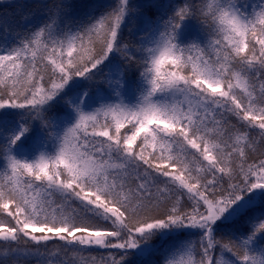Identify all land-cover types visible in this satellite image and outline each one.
Instances as JSON below:
<instances>
[{
    "label": "snow or ice",
    "instance_id": "6c2138e0",
    "mask_svg": "<svg viewBox=\"0 0 264 264\" xmlns=\"http://www.w3.org/2000/svg\"><path fill=\"white\" fill-rule=\"evenodd\" d=\"M72 7L0 29L14 264H264V2Z\"/></svg>",
    "mask_w": 264,
    "mask_h": 264
},
{
    "label": "trees",
    "instance_id": "16d2710c",
    "mask_svg": "<svg viewBox=\"0 0 264 264\" xmlns=\"http://www.w3.org/2000/svg\"><path fill=\"white\" fill-rule=\"evenodd\" d=\"M61 0H22V1H6V2H0V29H3L4 25H7L9 29H14L16 31H21L23 27L25 26V17L31 18V14L37 11V4H43V5H54L57 3H60ZM64 3L71 4L72 12L75 17L77 18H83L88 13L92 11L93 8L98 7L99 5H102L106 3L103 0H63ZM145 1H141L139 3L134 4H143ZM154 3L157 4H163L165 7H167L169 4L173 5L177 9L181 6V4L184 2V0H153ZM197 4H199L200 0H195ZM261 2H264V0H240L241 4H247L249 6L253 4L259 5ZM249 10H251V7H249ZM160 11H164V9H160ZM153 13H156V9H152ZM131 25L126 26L124 28V35L125 37L128 36ZM260 84L257 82L256 88L257 91L259 90ZM151 150V149H150ZM6 181V177H4L2 171H0V183H4ZM54 200H56V203L59 204L60 200L54 196ZM6 217V214L0 215V220L4 219ZM10 219V218H9ZM107 255L106 252H103L101 250L100 252H86L82 253L81 256L83 257V261L80 262L78 259V264H87L88 258L91 256H96L97 259H99V256ZM219 254V253H217ZM48 258L53 261V264H58L59 260L63 258V253H57V249L55 245L49 246V253ZM16 260L15 257H12L7 254V248L3 244H0V262H3V264H14V261ZM20 264H37V259L30 256H21L19 257Z\"/></svg>",
    "mask_w": 264,
    "mask_h": 264
},
{
    "label": "rangeland",
    "instance_id": "374dc122",
    "mask_svg": "<svg viewBox=\"0 0 264 264\" xmlns=\"http://www.w3.org/2000/svg\"><path fill=\"white\" fill-rule=\"evenodd\" d=\"M6 1H14V0H0V2H6ZM16 1H22V0H16ZM29 1H31V0H29ZM100 1V0H99ZM103 1H105V2H107V0H103ZM141 1H145V0H132V3L134 4V2L135 3H139V2H141ZM97 79H99V77H97ZM37 155H38V153H37Z\"/></svg>",
    "mask_w": 264,
    "mask_h": 264
}]
</instances>
